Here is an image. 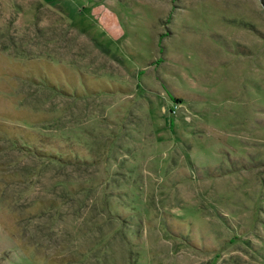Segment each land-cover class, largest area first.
<instances>
[{
  "label": "rangeland",
  "instance_id": "374dc122",
  "mask_svg": "<svg viewBox=\"0 0 264 264\" xmlns=\"http://www.w3.org/2000/svg\"><path fill=\"white\" fill-rule=\"evenodd\" d=\"M0 264H264V0H0Z\"/></svg>",
  "mask_w": 264,
  "mask_h": 264
},
{
  "label": "trees",
  "instance_id": "16d2710c",
  "mask_svg": "<svg viewBox=\"0 0 264 264\" xmlns=\"http://www.w3.org/2000/svg\"><path fill=\"white\" fill-rule=\"evenodd\" d=\"M28 149H29V146L27 147ZM30 149H36L34 152H36V151H39V149H41V146H36V147H31ZM50 158H51V156H49Z\"/></svg>",
  "mask_w": 264,
  "mask_h": 264
}]
</instances>
